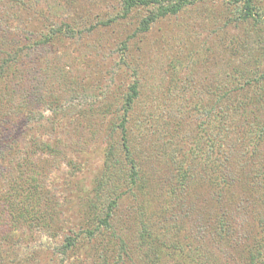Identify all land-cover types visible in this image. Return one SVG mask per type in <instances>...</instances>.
Returning <instances> with one entry per match:
<instances>
[{"label":"rangeland","instance_id":"rangeland-1","mask_svg":"<svg viewBox=\"0 0 264 264\" xmlns=\"http://www.w3.org/2000/svg\"><path fill=\"white\" fill-rule=\"evenodd\" d=\"M124 3L0 0V65L3 54L18 53L16 72L6 83L0 79V92L11 84L7 89L20 93L16 103L23 100L21 105L0 111V129L10 126L9 132L0 134V140L9 135L14 139L6 149L10 152L6 164H0V174L6 168L19 185V173L25 166L19 168L18 162L25 157L31 163L40 161L39 184L44 193L40 209L53 219H31L32 205L31 212L19 220H14V215L9 219L0 216V224H8L10 230L7 248L11 245L15 250L19 264H112L118 259L115 253L107 259L109 231L97 230L92 238L87 233L97 227L100 214H105L91 210L90 216L87 204L105 171L110 132L113 122L120 120L131 84L139 82L130 126L140 148L144 175L149 179L147 194L166 189L163 196L152 199L164 207L170 202L167 193L173 183L172 172L179 157L193 150L202 121L194 106L201 109L217 101L222 75H228L223 82L229 86L237 83L234 72L240 62L236 60L244 61L249 71H264V53L259 51L255 57L249 48H241L244 55L234 54L230 46L226 47L238 37L246 40L248 35L253 40L260 27L261 36L256 37L262 39L256 44H264V24L235 21L240 11L227 0H199L178 14L157 19L149 30L141 29V23L153 7L133 8L124 14ZM54 22L63 30L55 41L40 46L28 43L30 35L34 43ZM44 141L60 148L64 157L33 145ZM260 149L264 150V143ZM174 155L176 162L170 160ZM8 187L0 183V194ZM201 188L187 193L193 202L183 199L171 206L175 209H168L179 210L175 213L186 219L187 207L194 204L196 211L187 225L194 229L206 195ZM139 192L143 193L142 189ZM112 205L111 223L132 252L131 247L135 249L140 243V202L126 195L121 203L118 200ZM159 207L152 205L150 209ZM93 214H98L95 220ZM75 234L79 244L63 259L59 252L66 236ZM114 241L123 252L120 238ZM171 244L169 240L167 245ZM161 246L163 253L157 261L143 257L144 250L151 253L145 246L135 254H124L123 264H186L173 247Z\"/></svg>","mask_w":264,"mask_h":264},{"label":"trees","instance_id":"trees-1","mask_svg":"<svg viewBox=\"0 0 264 264\" xmlns=\"http://www.w3.org/2000/svg\"><path fill=\"white\" fill-rule=\"evenodd\" d=\"M124 1L126 10L124 14H128L133 8L153 7L151 13L141 23L143 25L141 29L149 30L157 19L178 14L194 6L199 0ZM227 1L235 4L240 11L235 21L244 23L253 21L254 26L264 24L262 0ZM58 26L59 24L52 23L49 32L43 33L34 43L33 36L30 35L28 43H31V46L32 44L40 46L55 41L63 32L62 28H56ZM67 27L70 25L67 24ZM259 35L261 36V27L257 29L256 36ZM256 36L253 40H250L248 35L246 40L238 37L226 47L230 46L229 51L242 55L244 54L239 50L249 48V54L252 53L251 56L256 57L264 53V44L260 46L256 44L262 37ZM253 50L257 51L254 52L256 55L253 54ZM2 57L0 79L6 83L11 74L16 72L14 65L18 53L8 52L7 56L3 54ZM236 61L240 62L234 72L237 83L234 81L232 82L234 86H229L223 82L228 75H222L216 90L217 101L203 105L201 109L197 105L194 106L199 111L202 121L197 127L198 133L194 138L193 150L191 152L186 150L182 158L179 157L175 171L171 170L173 183L167 193L170 202L164 207L152 199L163 196L166 189L147 194L150 191L149 179L144 175L140 148L130 126L132 123L130 116L139 94V82L131 84L122 103L123 112L119 122L115 123L112 120L105 171L97 180L95 196L91 197L87 204L90 216L92 211L95 213L101 210L105 213L100 214L98 221L100 224L98 223L93 230H87V233L92 238L97 230L103 233L109 231L107 259L111 253H115L118 258L112 264H121L120 262L123 264L124 254L129 252L123 234L116 230L110 220L114 207L112 203L118 200L121 203L126 195H132L140 202L139 214L142 225L140 243L135 249L131 247L132 252L129 253L135 254L147 246L151 253L144 250L143 257L150 256L157 261L163 253L161 245H165L173 247L174 251L185 259L186 264H264V150L260 149L264 143V71L259 72L253 68L249 71L244 61ZM237 73L241 78H238ZM10 85L7 84V88ZM7 88L0 92V111L11 109L17 104L21 105L23 101L19 99L16 103L15 100L20 93L15 94L18 90ZM9 129V125L4 126L0 129V134H6ZM2 139L0 142H4L0 145V164L4 165L7 156L10 155L6 149L11 147L14 139L10 135L6 139L2 136ZM33 145L47 154L64 157L62 150L60 152V148L49 142L37 144L34 142ZM170 160L176 162L175 155L171 156ZM28 163L31 165L27 168ZM18 165L19 168L25 166L19 173L21 179L19 185L6 168L2 171L3 175L0 174V183L5 187L9 186L7 189L3 188L0 194V216L5 215L9 219V215H14L13 219L19 220L26 212H31L32 205L31 219L42 222L47 218L53 220L44 209H40L44 196L39 184L42 174L39 169V166L40 168L42 166L40 161L31 163L25 157ZM198 187H202L206 195L203 205L198 210L197 215L200 218L197 219L198 225L194 229L187 226L191 222L192 212L196 211L194 204L187 207L186 219L175 213L180 212L179 210L170 212L168 209H175L171 206L183 199L193 202L192 195L188 196L187 193ZM141 189L143 193L139 192ZM152 205L160 207L151 210ZM97 215L93 216L94 220ZM240 220L242 222H239ZM7 228L8 224H0V264H19L20 258L14 255L15 250L10 249L11 245L7 248L11 237ZM173 231H177L176 235H173ZM78 237V234L66 236V241L59 252L63 259L68 256L69 251L78 246ZM114 238H120V249L123 252L115 247ZM169 240L173 244L167 245Z\"/></svg>","mask_w":264,"mask_h":264}]
</instances>
